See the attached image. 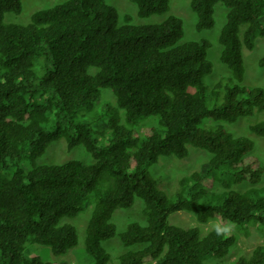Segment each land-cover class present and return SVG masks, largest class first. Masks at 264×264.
I'll use <instances>...</instances> for the list:
<instances>
[{
	"label": "trees",
	"instance_id": "1",
	"mask_svg": "<svg viewBox=\"0 0 264 264\" xmlns=\"http://www.w3.org/2000/svg\"><path fill=\"white\" fill-rule=\"evenodd\" d=\"M130 1L139 18H165L135 24L108 0H64L34 11L28 23H5L7 12L21 13L22 0H0V264H65L28 257L26 244L65 254L78 243L66 219L89 203L90 264H203L236 243L227 226L264 227V185L235 190L241 182H260L264 162L253 152L254 139L221 123L247 118L249 131L264 137V87L244 83L243 59V49L264 37V0L189 1L197 31L213 28L217 4L226 8L218 42L230 74L211 86L205 79L213 72L211 41H182L183 21L169 13L171 0ZM258 63L264 66V55ZM101 96L111 133L102 144L94 137L95 119L83 118ZM150 116L158 122L141 132L132 127ZM60 139L68 149L83 146L93 161L39 164ZM189 146L210 157L179 178L171 198L149 167L161 156L186 157ZM136 197L144 202L146 224L131 222L119 235L125 247H142L110 263L101 243L117 234L113 213ZM178 211L218 224L204 233L196 225L183 228L169 222ZM232 264H264V242Z\"/></svg>",
	"mask_w": 264,
	"mask_h": 264
},
{
	"label": "rangeland",
	"instance_id": "2",
	"mask_svg": "<svg viewBox=\"0 0 264 264\" xmlns=\"http://www.w3.org/2000/svg\"><path fill=\"white\" fill-rule=\"evenodd\" d=\"M64 0H22V11L20 14L14 12H7L4 16L5 23H19L25 24L30 21L31 14L42 8L52 6ZM190 0H171V7L169 13L180 17L183 21L184 38L185 40H200L208 39L211 41V46L208 49V58L213 64V72L206 75L205 79L208 85H213L214 82L222 75L230 74L229 69L220 61L221 45L218 42V35L222 25L225 22L226 8L217 4L215 8V24L213 28L208 30L197 31L195 29L196 16L189 5ZM108 3L113 5L120 13V17L130 15L135 24H146L148 22H160L165 18V15H152L148 18H139L136 15V5L130 0H108ZM264 55V37H258L255 40L254 47L250 49H243V59L245 66L244 83L250 85H260L264 87V66H260L258 61ZM94 69H91L93 72ZM105 98L113 100V95L107 90H102ZM108 101L101 99L95 104V107L86 113L83 118H94L93 123L94 137L102 144L111 137L110 130L107 128V117L103 115V108ZM122 123L124 120V113L121 110ZM254 117H252L253 119ZM158 122L157 116H150L142 118L138 124L132 126L141 132L143 128L153 123ZM224 127L231 131L234 135H246L254 139L255 146L253 152L261 158L264 162V137H258L252 134L248 129V119L240 118L234 123L221 122ZM158 126V124H155ZM188 155L184 158H177L174 156H161L159 160L149 167L150 173L158 179V187L163 190L169 197H174L177 189L179 178L182 175L190 174L195 170H199L203 163L208 160L210 153L204 149L189 146ZM72 159H78L86 163L93 161L92 156L84 149L83 146H77L71 149L67 148L66 141L60 139L52 142L41 157L37 159L39 164L63 163ZM218 185V184H217ZM264 185V175L260 182L256 184H249L241 182L237 184L235 190L242 191L248 187L259 188ZM234 188V187H233ZM94 207V203H89L88 206L76 217L66 219L76 227L78 235V243L65 254L54 255L48 245L27 242L25 254L30 256H39L44 261H62L65 264H90V257L87 255L84 246V238L86 226L90 219ZM144 202L142 199L136 197L131 207L127 209H117L111 218V221L117 227V234L109 239L102 241V246L108 251L110 255V263L118 262V257L129 249H139L140 244H135L130 247H125L120 240V233L123 232L127 225L131 222H137L141 225L146 224L145 216L142 213ZM169 222L188 228L192 226H199L204 233L210 228L215 227L218 222L210 219L207 223H199L196 219L195 213L188 211H178L169 216ZM227 229L233 231L236 235V243L230 248L229 252L221 259L214 257L206 258L203 264H232V262L241 255L248 256L251 250L259 243L264 242V227L259 229L256 225H248L241 229L227 226ZM143 264H154V262H146Z\"/></svg>",
	"mask_w": 264,
	"mask_h": 264
}]
</instances>
